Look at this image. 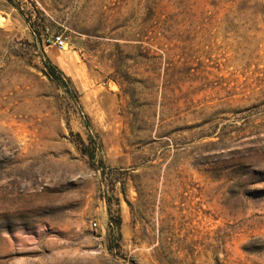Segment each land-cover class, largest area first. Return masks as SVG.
<instances>
[{
    "label": "rangeland",
    "instance_id": "1",
    "mask_svg": "<svg viewBox=\"0 0 264 264\" xmlns=\"http://www.w3.org/2000/svg\"><path fill=\"white\" fill-rule=\"evenodd\" d=\"M0 264H264V0H0Z\"/></svg>",
    "mask_w": 264,
    "mask_h": 264
},
{
    "label": "built area",
    "instance_id": "2",
    "mask_svg": "<svg viewBox=\"0 0 264 264\" xmlns=\"http://www.w3.org/2000/svg\"><path fill=\"white\" fill-rule=\"evenodd\" d=\"M44 43L47 45L54 44L59 50H64L68 45L66 39L63 37L62 34L50 35L46 37V39L44 40ZM91 225L93 227H96L97 223L95 221H92Z\"/></svg>",
    "mask_w": 264,
    "mask_h": 264
}]
</instances>
